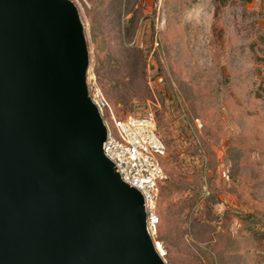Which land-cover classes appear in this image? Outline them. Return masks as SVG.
Returning <instances> with one entry per match:
<instances>
[{"label":"rangeland","instance_id":"obj_1","mask_svg":"<svg viewBox=\"0 0 264 264\" xmlns=\"http://www.w3.org/2000/svg\"><path fill=\"white\" fill-rule=\"evenodd\" d=\"M72 1L88 88L184 141L176 162L161 136L165 263L264 264V0Z\"/></svg>","mask_w":264,"mask_h":264},{"label":"water","instance_id":"obj_2","mask_svg":"<svg viewBox=\"0 0 264 264\" xmlns=\"http://www.w3.org/2000/svg\"><path fill=\"white\" fill-rule=\"evenodd\" d=\"M72 0H0V264H166L103 153Z\"/></svg>","mask_w":264,"mask_h":264},{"label":"built area","instance_id":"obj_3","mask_svg":"<svg viewBox=\"0 0 264 264\" xmlns=\"http://www.w3.org/2000/svg\"><path fill=\"white\" fill-rule=\"evenodd\" d=\"M88 94L106 129L103 153L114 165L120 179L140 192L146 230L156 243L157 203L167 175L161 163L165 144L158 134L155 115L148 110L141 116L117 117L99 90L88 88Z\"/></svg>","mask_w":264,"mask_h":264},{"label":"trees","instance_id":"obj_4","mask_svg":"<svg viewBox=\"0 0 264 264\" xmlns=\"http://www.w3.org/2000/svg\"><path fill=\"white\" fill-rule=\"evenodd\" d=\"M106 91H107L106 93H108V94L110 93V91H108V90H106ZM107 97L111 100V98L109 96H107ZM155 119H156V123H157L158 134L160 135V137L162 136L165 139V142L167 144V148H168V151H167L168 156L167 157H168V159H172L173 161L179 162L178 156L181 153L180 149H182V147H183L182 144L184 143V141H182L181 138H178V142H177V139L175 140V137L174 136L172 137V135L170 134L167 122L164 120V118L161 114L156 115ZM181 133L182 132L180 131L177 133V135H180ZM165 152H166V147H165ZM161 163H162V165L164 164V166L168 170V168H169L168 162L165 160H161Z\"/></svg>","mask_w":264,"mask_h":264}]
</instances>
